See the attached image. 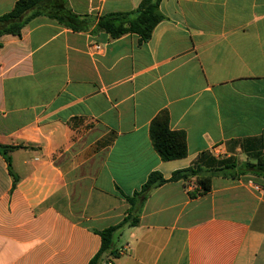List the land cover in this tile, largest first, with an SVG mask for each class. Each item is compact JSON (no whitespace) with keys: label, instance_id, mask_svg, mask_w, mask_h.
<instances>
[{"label":"crops","instance_id":"0c3cea01","mask_svg":"<svg viewBox=\"0 0 264 264\" xmlns=\"http://www.w3.org/2000/svg\"><path fill=\"white\" fill-rule=\"evenodd\" d=\"M142 1L52 0L83 28L38 15L0 37V264H89L127 217L103 264H264V174L251 168L264 157V0H161L147 41L97 29ZM163 112L184 158L153 146ZM203 153L236 159L209 193L191 198V178L127 200Z\"/></svg>","mask_w":264,"mask_h":264},{"label":"trees","instance_id":"16d2710c","mask_svg":"<svg viewBox=\"0 0 264 264\" xmlns=\"http://www.w3.org/2000/svg\"><path fill=\"white\" fill-rule=\"evenodd\" d=\"M52 0H18L14 8L9 13L0 16V37L4 34L21 35L23 27L38 15H48L73 29H81L76 17L68 14L65 8L60 5L48 6ZM161 0H143L135 12L112 13L101 17L97 23V29L104 31L113 39L120 38L126 34H136L142 41H147L155 26L164 19L159 11ZM62 5V4H61ZM63 6V5H62ZM150 137L153 146L163 161H170L184 158L187 155V143L184 132L172 131L169 127V116L166 112L161 113L150 126ZM10 148L0 144V154L7 158L10 164L8 152ZM258 163L251 165L256 173L264 174V157L257 156ZM236 159L230 157L217 160L214 157L203 153L198 160L189 168L176 171L169 179H165L161 173L153 172L143 185L140 192L127 200L134 204L135 197L140 200V204L148 197V194L168 182L188 181L196 179L197 187L189 191L191 198L203 196L211 191L212 172L217 170L234 169ZM136 223V219L131 221L127 217L118 226L110 227L100 233L102 245L99 252L92 258L89 264H103L106 256L115 254L114 235L124 225Z\"/></svg>","mask_w":264,"mask_h":264},{"label":"built area","instance_id":"2783aa9c","mask_svg":"<svg viewBox=\"0 0 264 264\" xmlns=\"http://www.w3.org/2000/svg\"><path fill=\"white\" fill-rule=\"evenodd\" d=\"M109 264H111V263H109Z\"/></svg>","mask_w":264,"mask_h":264},{"label":"rangeland","instance_id":"374dc122","mask_svg":"<svg viewBox=\"0 0 264 264\" xmlns=\"http://www.w3.org/2000/svg\"><path fill=\"white\" fill-rule=\"evenodd\" d=\"M48 5H49V3H48Z\"/></svg>","mask_w":264,"mask_h":264}]
</instances>
